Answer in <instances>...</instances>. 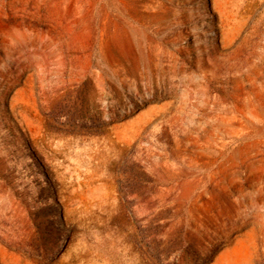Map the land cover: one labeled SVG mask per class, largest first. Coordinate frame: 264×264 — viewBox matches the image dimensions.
Returning a JSON list of instances; mask_svg holds the SVG:
<instances>
[{
    "label": "rangeland",
    "instance_id": "374dc122",
    "mask_svg": "<svg viewBox=\"0 0 264 264\" xmlns=\"http://www.w3.org/2000/svg\"><path fill=\"white\" fill-rule=\"evenodd\" d=\"M0 264H264V0H0Z\"/></svg>",
    "mask_w": 264,
    "mask_h": 264
}]
</instances>
